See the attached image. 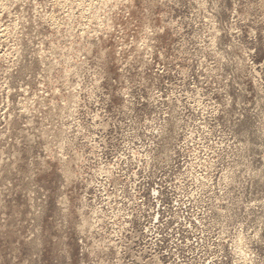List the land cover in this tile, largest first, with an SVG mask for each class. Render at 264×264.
I'll use <instances>...</instances> for the list:
<instances>
[{
    "label": "rangeland",
    "instance_id": "374dc122",
    "mask_svg": "<svg viewBox=\"0 0 264 264\" xmlns=\"http://www.w3.org/2000/svg\"><path fill=\"white\" fill-rule=\"evenodd\" d=\"M0 264H264V0H0Z\"/></svg>",
    "mask_w": 264,
    "mask_h": 264
}]
</instances>
